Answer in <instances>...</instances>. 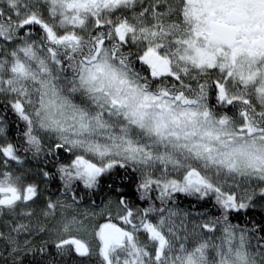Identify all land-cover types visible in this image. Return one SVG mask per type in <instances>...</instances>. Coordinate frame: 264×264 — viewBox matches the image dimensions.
Wrapping results in <instances>:
<instances>
[{
    "label": "snow or ice",
    "instance_id": "snow-or-ice-1",
    "mask_svg": "<svg viewBox=\"0 0 264 264\" xmlns=\"http://www.w3.org/2000/svg\"><path fill=\"white\" fill-rule=\"evenodd\" d=\"M0 264H264V0H0Z\"/></svg>",
    "mask_w": 264,
    "mask_h": 264
}]
</instances>
